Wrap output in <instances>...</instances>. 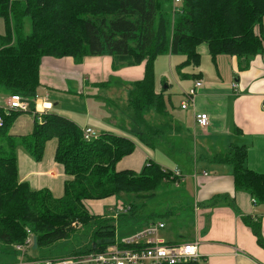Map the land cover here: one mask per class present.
Masks as SVG:
<instances>
[{
	"label": "trees",
	"instance_id": "1",
	"mask_svg": "<svg viewBox=\"0 0 264 264\" xmlns=\"http://www.w3.org/2000/svg\"><path fill=\"white\" fill-rule=\"evenodd\" d=\"M170 1L0 0V18L6 26L5 34L0 35V95L23 96L29 102L28 113H35L41 62L47 57L83 62L87 57L110 56L115 69L146 61L144 79L132 84L130 108L135 123L142 127L136 129V135L153 146L157 126L151 125L145 114L153 109L164 114L165 99L156 93L155 62L159 56L183 55L186 60L179 67H199L198 47L205 43L213 60L219 55L236 56L243 70L252 58L264 56V0H183L172 30ZM27 19L31 34L24 36ZM25 113L7 114L0 108V138L7 139L0 149L1 243L23 242L32 236L34 248L49 247L69 239L76 232V222L97 217L91 203L151 191L161 180H178L153 163L140 173L120 170L119 163L136 150L131 139L105 133L87 142L76 124L54 113L41 115L30 135L10 136L15 120ZM52 139L58 141L55 161L69 177L62 199L48 191L32 190L19 180L18 147L40 161ZM247 158L245 146L230 145L229 151L214 161L232 169L237 191L264 203V174L248 169ZM245 222L264 249L260 221ZM103 237L110 239L105 245L115 240L106 233L99 234L97 241Z\"/></svg>",
	"mask_w": 264,
	"mask_h": 264
},
{
	"label": "crops",
	"instance_id": "2",
	"mask_svg": "<svg viewBox=\"0 0 264 264\" xmlns=\"http://www.w3.org/2000/svg\"><path fill=\"white\" fill-rule=\"evenodd\" d=\"M198 52L201 55L199 67L181 68L179 65L184 60L175 59L170 53H167L170 55L168 61H164L161 55L155 62L156 93L166 98V93L172 91V84L167 79L168 72L171 71L173 76L175 72L182 90V112L171 115L164 103L163 115L157 114L155 109L145 114V119L157 126L153 146L141 141L134 128L126 123V119H133L130 98H127L126 104H122L117 97L104 96L108 89L114 87L129 89L131 97L132 84L145 77L146 61L134 67L115 69L110 56L87 57L83 62L73 58H44L40 68L41 86L36 99V112L19 117L9 135L18 138L30 135L35 120L41 121V115L45 113L65 117L79 126L81 131L83 128L78 124L80 119H108L112 126H117L127 135L130 132L141 146L154 151L153 158L149 159L144 149L135 144V152L119 163L120 170L140 172L149 163L161 169H170L167 164L181 170L185 176L179 183L189 186L195 197L197 229L191 237L199 246L200 264H264V249L245 222V219L260 221L264 237V203L254 204L249 193L237 191L232 169L216 163L214 159L217 156L214 157L215 153L212 152L219 148V143H226V153L230 145L245 146L248 149L246 167L264 174V56L254 57L248 68L243 70L236 56L219 55L213 60L205 43L198 47ZM197 81H202L203 87L198 92L195 106L183 110L184 93ZM234 83L236 89L233 88ZM9 98L0 95V108L7 114H10ZM75 98L78 102L74 101ZM68 100L74 102L73 109L67 108ZM195 113L209 115L210 126L206 130L197 126ZM165 128L167 130L163 131ZM190 128L194 132H190ZM196 128L200 130V136ZM121 137L131 139V136ZM191 137L201 155L199 160H195L194 170L186 174L185 169L183 171L181 168L182 156H187L188 139ZM55 150L56 144L52 146L49 141L45 159L38 164L17 151L18 169L23 171L19 174L20 182H29L35 190L48 187L54 196L62 193L63 184L69 177L63 166L54 162ZM157 151L162 152L163 160L157 156ZM23 161L31 167L28 172L21 168ZM204 172L208 173V177L201 175ZM195 173L200 174L197 179L193 177ZM96 203H91V208L96 207ZM159 238L173 243L162 235Z\"/></svg>",
	"mask_w": 264,
	"mask_h": 264
},
{
	"label": "rangeland",
	"instance_id": "3",
	"mask_svg": "<svg viewBox=\"0 0 264 264\" xmlns=\"http://www.w3.org/2000/svg\"><path fill=\"white\" fill-rule=\"evenodd\" d=\"M168 8L172 11V14L170 16V27L172 30L174 28L177 15L181 11V4H176L175 0H171L168 4ZM5 27L6 26L4 20L0 18V35L5 34ZM30 34L31 23L30 20L27 19V21L25 22L24 36H29ZM171 38L172 33L170 32L169 39ZM163 57L164 61L165 59L166 61L170 59V55L167 53L164 54L162 58ZM173 58L184 61L186 60V57L183 55L173 56ZM165 65L166 63H164V66ZM168 71L169 70H167L166 72ZM167 79L172 84V91L166 93L165 103L171 115H178L182 112V98L180 95L182 90L180 88V85L176 81L177 78L175 72L173 76V73L169 71ZM129 93V89H117L112 87L105 92L104 96L108 97L112 95L114 97H117L120 103L126 104L127 98H130ZM74 101L78 102L76 98ZM68 102L70 103H67V108L73 109L74 102H71L69 100ZM26 115L29 114L25 113L20 115V117H27ZM17 119L15 120V122L17 121ZM151 120L156 121L157 119ZM36 121L38 120H35L34 125L31 129V133H33L34 131ZM126 123L129 125V127L134 128L135 131L136 129L138 130V127L142 128L141 125L138 126L135 123L134 119H126ZM78 124L82 126L81 128L83 129L87 127L93 129L99 135L111 133L115 136H131L129 138H131V140L135 144L139 145L142 149H144V151L149 156V159L153 158L154 156L153 150H150L148 147L146 148L141 146L140 141L137 138L132 137L130 132L127 131L129 135L128 136L127 133L119 129L117 126H112L108 119H80ZM160 127L162 129L163 124H161ZM165 130H167V128H165L163 131ZM190 130V132H194L193 129L190 128ZM196 132L198 136L201 135V132L198 128H196ZM167 139L173 140L171 138ZM56 140L57 139L50 140L52 146L56 144V150L54 155L55 163V156L58 148V141ZM188 140H190L189 148L187 149L188 153L187 156H182L183 164L181 166V168H183V171L185 169L186 174H190V172L194 170L195 160H199L201 155L196 150L195 140L193 141L192 137ZM6 141V137L0 138V149H4ZM218 146L219 148H216L212 151L215 153L214 157L224 155L226 153L225 150L228 149L226 143H219ZM46 150L47 144L45 146L42 160L40 161L36 160L24 147H20L17 151L18 154L20 153L21 155H25L29 159H32L34 163L38 164L43 162V160L45 159ZM156 153L158 157H161L162 160L164 159L161 151H157ZM165 161L163 162L165 163ZM166 166L170 169L174 168L171 165L168 166L166 164ZM21 168H24L25 171L28 172L31 167L29 166V164L26 163V161H23V165L21 166ZM18 172L20 174V172L23 171L19 170ZM180 181L182 180L179 179L176 182L161 180L158 181L156 188L152 189L151 191L120 194L115 198L97 202V206L92 208L93 213L97 214V217L93 220H87L83 223H81L80 221L76 222V232L69 239L59 241L45 248H34L33 246H31L27 253V256L25 257H22V255L15 253V246L24 244L25 241L7 245L0 242V264H15L21 261H27L30 258L33 260L60 259L72 255H81L83 253L91 251L92 253H104L108 251V248L110 246L115 244L116 240H120L123 237L134 235L142 229L148 227L149 225L158 223H164L166 227L165 229L161 230L158 235H162L164 238L169 240V242H173V244L195 242L193 241V237H191L194 235V232L197 229L195 221L196 216L194 212L196 208L195 197L190 187H186V185L180 184ZM26 183L31 189H33L32 184H30L29 182ZM35 191H48L52 194L48 187H44ZM150 195L154 196L150 198ZM53 197L56 199H62L65 197V182L62 187V193L60 192L58 196L53 195ZM106 233H109L111 235L110 238H115V240H113V242L108 245H105V241L110 240L109 238L104 239L105 237H103L102 240L97 241V236L99 234L103 235ZM30 237L32 238V236Z\"/></svg>",
	"mask_w": 264,
	"mask_h": 264
},
{
	"label": "built area",
	"instance_id": "4",
	"mask_svg": "<svg viewBox=\"0 0 264 264\" xmlns=\"http://www.w3.org/2000/svg\"><path fill=\"white\" fill-rule=\"evenodd\" d=\"M183 0H175L176 4H181ZM203 87L202 81H197L189 91L184 93L182 109L188 110L195 106L196 97ZM233 88L237 86L234 83ZM9 111L29 112V102L19 94L12 95L8 103ZM195 122L200 129L206 130L210 126V117L206 113H195ZM0 126H3V119L0 118ZM83 139L87 142L99 139L100 135L91 128L82 129ZM164 174L172 178L184 180L185 176L178 169H161ZM199 173L193 177L197 179ZM201 175L208 177V173ZM253 203L258 200L253 198ZM76 227V224L74 225ZM165 229L164 223L152 224L142 229L134 235L116 240L115 244L104 253H83L72 255L66 258L50 260L21 261L15 264H188L201 260V252L197 243H168L159 238L161 230ZM33 246V239L28 237L24 244L15 246V253L27 256L30 247Z\"/></svg>",
	"mask_w": 264,
	"mask_h": 264
}]
</instances>
